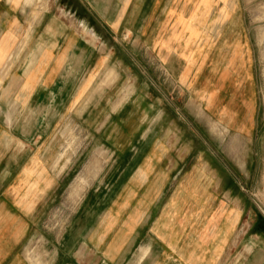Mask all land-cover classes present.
Instances as JSON below:
<instances>
[{
	"label": "rangeland",
	"instance_id": "rangeland-1",
	"mask_svg": "<svg viewBox=\"0 0 264 264\" xmlns=\"http://www.w3.org/2000/svg\"><path fill=\"white\" fill-rule=\"evenodd\" d=\"M72 1L28 0L26 13L30 17L22 31L17 32L18 43L24 40L30 27L34 31L30 32V42L26 50L23 48L22 56L42 40L44 14L57 15L68 23L73 20V14L63 6ZM115 3L109 1L108 8L114 13L110 18L116 19ZM124 3L123 19L119 16L113 22L114 33L107 34L105 24H98L99 29L94 31L89 17L77 23L83 41L94 47V55L99 59L110 56L113 66L111 63L108 66L113 68L112 73L102 76L99 72L98 78L91 80L88 69H84L75 85L72 80L67 82L71 86L66 87L65 96L52 97L49 112L38 114L50 125L45 136L49 176L44 193H39L37 214L23 246L31 264H107L93 252L87 239L89 228L110 210L106 206L120 196L117 188L121 184L143 181L142 176L134 174L138 168H146L148 174H153L152 169L156 168L164 176L157 175L154 180L169 184L171 180L213 183L217 179L211 174L208 180L204 176H184L185 170L190 172L192 168L209 167L210 173L217 174L222 168L233 172L237 165L241 166L246 169L240 187L246 206L237 229V240L243 238L239 247L248 243L245 233L250 218L264 217L257 195L264 175L263 133L251 138L249 128L241 129L242 132L238 129L240 118L229 119L233 113H226L227 120L223 123L216 118L218 112L208 111L200 100L202 78H207L211 85L223 81L231 91L241 83L254 87L255 120L257 125H263L264 0H124ZM98 7L101 12L104 5ZM200 13H203L202 32L193 27ZM143 21L151 27L142 34ZM169 22L173 34L177 35L176 29L180 27L182 34L198 39L195 43H200L199 51L202 39H209V48L207 51L204 48L206 62L203 66L194 63L193 73L189 72L191 67L183 72L186 57L180 50L178 63L171 68L170 62L161 63L158 59L159 49L153 47L157 33L151 30L164 28L162 25ZM13 57L8 55V63ZM105 68L104 65L100 70ZM75 91L82 94L74 95ZM4 114L7 119L20 121L24 113ZM209 151L211 154L206 155ZM168 169H179L180 174L167 176ZM152 180L150 175L149 183ZM144 243L143 239L133 242L123 264H140V253H147L148 248Z\"/></svg>",
	"mask_w": 264,
	"mask_h": 264
},
{
	"label": "crops",
	"instance_id": "crops-1",
	"mask_svg": "<svg viewBox=\"0 0 264 264\" xmlns=\"http://www.w3.org/2000/svg\"><path fill=\"white\" fill-rule=\"evenodd\" d=\"M90 1V4L86 0L63 4L64 9L73 14L70 23L57 15L44 14L42 40L22 56L23 48L26 50L30 42V32L34 31L30 27L24 40L18 43L17 32L30 17L26 13L28 0H0V264H31L23 246L37 214L39 193H44L49 176L45 136L50 125L38 114L49 112L52 97L65 96L66 87L71 86L67 82L72 80L75 85L84 69H88L91 80L99 72L102 76L112 73L113 68L108 66L109 63L113 66L110 56L99 59L94 55V47L83 41L77 23L89 17L94 31L99 29L98 24H105V32L114 33L113 22L119 16L123 19L126 3L112 0L116 1L115 19L110 18L114 16L108 8L111 0ZM99 5H104L101 12L97 9ZM201 15L203 13L193 24L200 32L204 30ZM170 23L151 30L157 33L153 47L159 49L158 59L161 63L170 62L171 68L178 63L180 50L186 57L183 72L191 67L189 72L193 73L194 63L203 66L206 62L209 39H202L199 51L200 43H195L198 39L182 34L180 27L176 29L177 35L173 34ZM150 27L143 21L141 33ZM177 46L180 48L175 49ZM8 55L14 56L9 63ZM103 64L106 68L102 71ZM206 79L201 81L202 105L208 111H217L216 118L223 123L227 120L226 113H233L229 119L240 118L242 122L237 124L240 131L249 128L251 138L253 134L260 137L261 133L264 138V123L257 125L255 120L256 88L241 83L232 92L225 88L223 81L211 85ZM157 91L162 95L159 89ZM78 94L81 95V91L74 92ZM4 112L24 114L18 121L7 119L2 115ZM210 154L209 151L206 155ZM185 156L188 158V153ZM172 160L174 162V158ZM152 170L153 174H148L146 168L136 169L134 174L142 176L143 181L121 184L117 188L120 196L106 206L111 207L110 210L89 228L87 239L98 260L123 264L132 243L143 239L144 247L148 248L145 247L147 253H140V264H264V217L250 218L245 233L248 243L244 246L239 247L243 238L240 236L237 240L236 236L246 206L240 194L246 169L237 165L233 172L222 168L212 174L209 167L192 168L190 172L185 170L184 176H204L208 180L211 174L217 179L213 183L188 180L173 183L171 180L169 184L154 180L164 173H157L156 168ZM171 170L168 169L167 176L180 174L179 169ZM150 175L153 183H149ZM257 191L264 211V175ZM230 256H233L231 263Z\"/></svg>",
	"mask_w": 264,
	"mask_h": 264
}]
</instances>
